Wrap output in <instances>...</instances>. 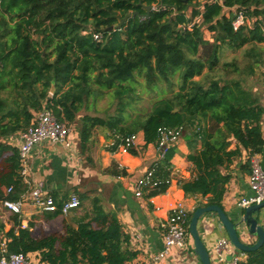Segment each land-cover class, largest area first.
<instances>
[{
    "label": "trees",
    "instance_id": "obj_1",
    "mask_svg": "<svg viewBox=\"0 0 264 264\" xmlns=\"http://www.w3.org/2000/svg\"><path fill=\"white\" fill-rule=\"evenodd\" d=\"M192 3L195 7L188 17L185 10ZM146 5L153 8L147 12ZM234 6L256 18L252 29L232 27L225 12ZM127 12L137 13L117 29ZM204 28L213 32V41L204 38ZM258 43H264V0H0V202L17 200L28 189L18 173L17 146L5 138L29 125L31 110L48 107L60 120L74 124L91 84L126 96L134 92L135 75L154 87L178 74V91L155 100L147 115L134 118L130 125L120 102L116 114L107 118L80 116L79 148L87 150L95 127L113 134L114 150L117 135L142 131L145 142L154 143L159 126L183 124L188 128L184 135L192 176L179 179L178 185L185 196L205 199L194 209L222 207L231 177L223 170L243 149L249 166L250 157L262 153L264 104L240 77H216L214 70L223 46L238 49ZM205 67L213 76L206 83L195 80ZM221 67L239 71L235 62H223ZM52 80L55 91L49 96ZM130 153L136 154L134 149ZM174 153L169 148L157 166L158 175H170ZM107 171L125 174L117 165ZM10 185L13 191L7 193ZM164 190L165 185L153 188L146 197ZM75 193L80 198L71 210L76 226L63 221L62 230H50L48 220L63 215L60 209L39 212L42 221L37 222L35 215L26 228L18 214H12L7 231L0 221V237L7 239L8 250L37 252L42 264H129L136 252L129 249V236L117 214L104 209L98 197L86 203L87 193ZM55 198L60 206L67 196ZM244 253L246 261L241 264H264V243Z\"/></svg>",
    "mask_w": 264,
    "mask_h": 264
},
{
    "label": "crops",
    "instance_id": "obj_2",
    "mask_svg": "<svg viewBox=\"0 0 264 264\" xmlns=\"http://www.w3.org/2000/svg\"><path fill=\"white\" fill-rule=\"evenodd\" d=\"M32 115L35 113L31 110ZM31 121V120H30ZM24 129V128H23ZM17 130L10 135L17 134ZM139 140L136 147V154L130 152H121L117 148L111 150L101 148V145L110 143L113 140V134L107 137V132L99 136V146L93 147L92 143H88L86 155L91 157L93 165L83 166L82 154L77 151L79 159L76 157L68 158L63 149L61 152L55 144L42 142L36 145L31 152L28 163L27 184L28 189L39 187L50 194H55L57 198H64L71 192L87 193L86 199L83 201L88 203L94 196L100 199L104 209L112 210L122 224L123 231L129 236V249L136 252V256L129 264H151L153 256L161 250L164 231L160 227L169 214L170 209L178 202L183 201L187 209L193 211L195 205L202 199L200 196H185L183 190L178 185L179 179H189L192 176V165L186 156L190 151L187 144L186 135L183 134L179 142L172 148L175 153L170 159V175L173 180L167 190L157 195L146 197H135L134 184L139 179L145 169L151 164L156 157L154 143H146L143 138L142 131H138ZM9 135V136H10ZM262 135L264 138V115L262 121ZM110 139V140H109ZM79 147V141L78 145ZM200 146V142L197 143ZM233 146V145H232ZM79 149V148H78ZM89 152V153H88ZM248 154L246 150H242L240 157L223 171L230 174V180L226 185L221 204L225 213L234 221H237L243 210L238 207L237 202L243 196L252 194L249 187L250 166L246 164ZM258 159L262 158L261 154H255L250 157ZM117 165V169H123L124 175H115L110 173L108 168ZM3 215L0 217L4 222V231L12 226V213L4 208L0 202V211ZM1 214V213H0ZM35 215H39L37 222L42 221L40 213L29 203H24L23 211L19 215L21 220L26 223ZM73 212L66 215H58L48 220L50 230H62L63 221L70 225L76 226L72 219ZM258 218L260 225L264 227V208L254 214ZM245 226L242 225L239 228ZM198 230L200 236L209 251L211 264H221L215 261L213 247L219 237H227L223 228L219 227V219L213 213L204 214L198 221ZM2 231V232H4ZM139 235V238H135ZM241 238L246 242H254L256 237L247 234L245 231L241 233ZM236 250L230 248L226 252V259L231 257ZM246 261V255L239 264ZM164 264H201L199 258L193 252V240L186 242V247H172L168 254L163 258Z\"/></svg>",
    "mask_w": 264,
    "mask_h": 264
},
{
    "label": "built area",
    "instance_id": "obj_3",
    "mask_svg": "<svg viewBox=\"0 0 264 264\" xmlns=\"http://www.w3.org/2000/svg\"><path fill=\"white\" fill-rule=\"evenodd\" d=\"M225 15L231 16V24L234 29L246 28L252 29L255 25L256 18L246 14L245 10L236 6L226 8ZM197 20V21H196ZM195 21L200 23V15L195 17ZM207 32V37L205 33ZM204 38L213 41V32L203 29ZM96 40L100 39L99 34H93ZM186 128L182 125L166 126L162 125L157 128V138L154 142L156 157L151 164L145 169L143 175L135 181L134 195L142 197L153 188H160L165 185V190L171 184L173 178L171 175L166 177L158 175L157 166L163 160L169 148L176 145L182 138ZM117 150L121 152H130V149H136L139 140V133L134 132L128 135H117ZM11 144L17 146L19 153L18 173L25 184H29L28 163L31 152L36 145L42 142L51 144H60L64 151L67 152L68 158L76 157L78 151L79 132L75 124L60 120L51 110L44 107L36 111L29 125L19 131L17 134L5 138ZM114 145V139L109 143ZM78 158V154H77ZM249 187L252 194L241 197L237 205L244 210L251 204L260 203L264 200V166L260 165L258 159L252 158L249 172ZM13 186L7 187L6 192L11 193ZM24 203H29L38 212H53L60 209L63 215L68 214L73 208L80 204V198L75 192H71L59 206L57 199L49 192L39 188L32 187L27 190L17 200L3 199L1 204L12 214L20 215L23 211ZM189 210L183 201H178L169 211L167 217L160 222V227L164 231L162 248L152 258L151 264H164L163 258L168 254L172 247H186V242L192 239L188 231ZM21 227L26 228L27 223L21 220ZM242 233V232H241ZM240 233V235H241ZM136 235L135 238H139ZM234 248L236 251L226 259V252ZM215 261L221 264H239L245 257V253L235 248L225 236L219 237L213 247ZM0 264H42L37 252H15L9 251L7 239L0 237Z\"/></svg>",
    "mask_w": 264,
    "mask_h": 264
},
{
    "label": "rangeland",
    "instance_id": "obj_4",
    "mask_svg": "<svg viewBox=\"0 0 264 264\" xmlns=\"http://www.w3.org/2000/svg\"><path fill=\"white\" fill-rule=\"evenodd\" d=\"M194 7L195 5L192 3L186 8L185 14L188 17L190 16ZM205 37L208 38L207 32L205 33ZM223 62H235L239 68V71L234 72L232 71L231 67H228L227 70H222L221 65ZM212 76L213 75L208 74L207 67H205L202 73L198 76H195L194 79L206 83L207 80ZM214 76L240 77L242 84L245 87L255 91L264 104V43L249 44L238 49H231L223 46L219 53V64L214 70ZM135 79L136 81L134 84L133 94L126 96H118L114 94V89L111 88L102 89V91H100L96 85L91 84L90 93L85 96L84 104L77 113L76 123H74L76 129L79 125L78 120L80 116L88 114L107 118L116 114L119 102L125 105L127 124L130 125L134 118L139 116L144 118L150 111L155 100L159 98L172 97L175 92L178 91L180 85V77L178 74H175L173 77H171L170 82L164 80L157 81L154 87L148 86L144 78L141 76L135 75ZM49 96L52 95L49 93ZM185 128L188 129L186 126ZM104 132H107L106 136L110 137L111 139V132L108 129L102 127H95L93 129L90 139V143L94 145L93 147L99 146L100 141L98 135H102ZM104 146L108 149L110 144L107 142L105 143L104 141L101 145V148L105 149ZM89 148H87V150ZM78 150L80 154L83 153V166L93 165L91 162V157L86 155L87 150L82 153L80 148ZM0 213V215H3V210L0 211ZM0 221L3 222L1 217Z\"/></svg>",
    "mask_w": 264,
    "mask_h": 264
},
{
    "label": "water",
    "instance_id": "obj_5",
    "mask_svg": "<svg viewBox=\"0 0 264 264\" xmlns=\"http://www.w3.org/2000/svg\"><path fill=\"white\" fill-rule=\"evenodd\" d=\"M145 7L147 12H149L153 8V5H146ZM136 13L137 12H127L119 19L118 24H116V28L120 29L122 24ZM112 28L113 26L108 27L109 30ZM54 91L55 82L52 80L49 93L53 95ZM56 146L61 152H63V147L60 144H57ZM260 165L262 167L264 166V147L262 150ZM262 208H264V200L260 203L249 205L243 210L240 218L237 221L229 218L223 208L217 204H209L195 208L191 213L188 223V231L193 240V252L199 258L201 264H211L209 251L207 250L198 230V221L204 214H215L219 219V227L224 229L230 243L242 252H250L259 249L264 243V227L259 224L258 218L254 216V214L260 212ZM242 225L245 226V229H243V227L239 228ZM243 231H245L247 234L254 235L256 240L252 243L244 241L240 235V233Z\"/></svg>",
    "mask_w": 264,
    "mask_h": 264
}]
</instances>
